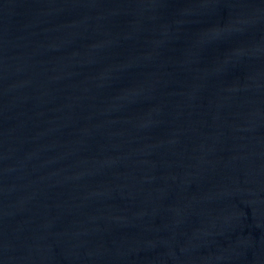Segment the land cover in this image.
Masks as SVG:
<instances>
[{"label":"water","instance_id":"obj_1","mask_svg":"<svg viewBox=\"0 0 264 264\" xmlns=\"http://www.w3.org/2000/svg\"><path fill=\"white\" fill-rule=\"evenodd\" d=\"M0 264H264V0H0Z\"/></svg>","mask_w":264,"mask_h":264}]
</instances>
